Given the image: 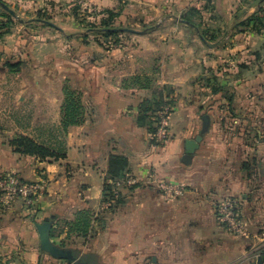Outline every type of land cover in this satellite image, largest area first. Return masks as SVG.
<instances>
[{
	"label": "crops",
	"instance_id": "obj_1",
	"mask_svg": "<svg viewBox=\"0 0 264 264\" xmlns=\"http://www.w3.org/2000/svg\"><path fill=\"white\" fill-rule=\"evenodd\" d=\"M126 1L121 22L134 17L138 24L147 26L137 39L144 60L131 61L129 65L123 61V66L114 70L106 63L100 68H87L83 75V101L88 118L69 132L65 160L41 163L15 153L6 140L0 139V172L14 173L27 183L44 180L47 192L35 199L37 220H52L56 225L73 220L80 211H92V206L99 209L109 157L125 156L130 165L127 176L137 185L131 191L121 190L126 201L120 212L124 215L130 211L131 220L117 219L115 236L121 249L125 242L133 243L131 264H257L264 255V141L251 136L229 138L222 122L208 113V132L190 161L184 160L186 142L203 130L202 113L208 91L198 84L199 77L207 68L223 64L237 68L236 74L241 66L261 69L262 61L249 57L232 59L229 55L234 53V46L221 52L229 56L228 60L210 62L204 55L206 41L187 38L191 34L198 36L199 31L184 23L182 16L196 8L203 12L204 19L211 20L207 27L219 34L227 28L232 32L264 9V2L213 0L211 11L204 12L203 0ZM5 2L9 6L16 0ZM15 36L11 45L6 39L0 41V53L4 56L21 54L22 48L27 51L23 37ZM242 50L249 53L252 48L248 45ZM149 53L160 57L157 63L145 61ZM134 76L141 77L139 83H133ZM240 76L239 83L244 85L233 93L237 99L249 100L242 110L245 128L260 129L264 111L259 101L257 107L252 108L251 104L255 98L261 99L264 74L261 69L257 75L244 71ZM163 87L174 90L176 106L169 120L168 137L157 146L148 129L137 126V117L140 103ZM45 128L41 124L33 126L34 136ZM8 135L12 137V133ZM227 180L231 187L225 185ZM162 183L171 184L182 196L169 197L159 189ZM227 198L238 203V228L234 231L217 218V204ZM26 211L17 203L0 216V257H44L35 222ZM76 245L79 264L84 255H95L98 264H107L100 239L92 244L77 239Z\"/></svg>",
	"mask_w": 264,
	"mask_h": 264
},
{
	"label": "rangeland",
	"instance_id": "obj_2",
	"mask_svg": "<svg viewBox=\"0 0 264 264\" xmlns=\"http://www.w3.org/2000/svg\"><path fill=\"white\" fill-rule=\"evenodd\" d=\"M1 1L3 3L0 4V18H2L1 15L6 14L10 16L11 23L9 24L8 19H0V41L3 42L6 39L11 45L13 37L18 34L23 37L24 44L27 46L25 47L27 51L22 48L24 52L21 51V54L16 52L4 56L0 53V129H2L0 139L6 140L9 144L21 135L35 138L33 126L36 124L62 128L67 117L66 107L75 106L76 119H79L77 123L68 126L65 130L67 140L71 129L83 125L88 118V111L85 110L83 101L85 85L83 75L87 68H100L106 63L108 66H114L112 68L114 70L121 68L120 66L124 63L129 65L131 61L144 60L145 55L141 56L137 39L147 29V26L138 24L134 17L122 23V14L111 20L108 14L110 11L114 13L123 11L127 6L126 0H61L59 2L55 0H16L9 6L6 5L5 0ZM25 7L28 11L26 14ZM189 12V10L185 12L182 19L184 16L187 17ZM202 13L197 10L193 17H189L190 22L199 27H196L199 35L191 34L187 38L199 40L203 35L205 36L203 37L206 40L204 55L207 60L210 62L219 59L228 60L229 56L232 59L242 60L249 57L251 60L262 61L261 69L264 74V14H262L261 21L258 19L249 27L240 25L241 22L236 30L231 32L227 28L219 34L213 27H207L211 20L208 17L204 19ZM105 23H108V26ZM104 28H110L111 32H117V34L107 36V30ZM248 45L252 51L246 53L242 48ZM234 46L235 49L231 50ZM226 49L234 53L229 56L221 54ZM159 58L158 55L149 53L145 61L157 63ZM225 65L227 64L220 67L218 65L209 67L199 77L203 88L208 91L202 115L207 116L209 113L215 120L219 119L226 128L225 133L229 138L244 137L246 139L251 136L252 138L261 137L264 141V124L260 126V129L257 126L256 128L252 126L250 129L245 128L247 126L244 122L246 117L242 110L246 107L245 102L249 100L237 99L233 93L237 87L244 85L239 83L241 82L239 74L250 71L251 75H257L261 71L260 67L241 66L238 68L239 73L236 74L237 68L233 65L232 67ZM136 77L134 76L133 79ZM216 88L218 94L213 91ZM258 101L264 111V88L261 99L258 97L253 99L251 107L259 106ZM44 119L46 121L42 123ZM13 128L20 129L15 131ZM11 133L12 137L9 138L8 134ZM42 181L27 183L14 173L0 172V216L9 212L14 204L21 203L27 210L28 218L35 222L36 230L37 225H44L47 222L50 224V241L58 250L71 252L74 256V251L79 252L76 245L77 239L80 243L89 244L100 239V244L105 246L104 262L107 264H131L134 261L133 243L125 242L121 249V244L116 242L117 236H115L117 231L115 221L121 220L122 217L131 220V212H124L123 215L120 209L126 201L121 190L131 191V188L137 185L136 182L128 183V181H135L132 177L127 176L125 181L117 182L114 185L116 191L112 200L106 203L102 198L99 209L92 206V211H80L73 220H63L56 225L52 220L43 222L37 220L39 210L34 201L38 195L43 196L47 192L45 181ZM17 182L29 189L33 188L36 195L29 194L24 197L16 194L11 189L15 188ZM104 184L105 180L103 186ZM164 185L166 188L171 186L169 183H164ZM225 185L231 187V182L227 180ZM38 186L40 188H37ZM162 186L159 189L165 192L166 188ZM119 199L122 201L120 205ZM238 200L240 201V198ZM111 206H113L112 209ZM85 218L89 221L87 235L79 231V224ZM82 229L84 230V225ZM57 238L61 239L60 242L53 240ZM39 248L44 257L17 259L14 254H11L0 257V264H75L77 262L57 260L44 252L41 244Z\"/></svg>",
	"mask_w": 264,
	"mask_h": 264
},
{
	"label": "trees",
	"instance_id": "obj_3",
	"mask_svg": "<svg viewBox=\"0 0 264 264\" xmlns=\"http://www.w3.org/2000/svg\"><path fill=\"white\" fill-rule=\"evenodd\" d=\"M205 2V11L212 9V1L213 0H203ZM263 1V0H260ZM3 3L0 0V4ZM198 9L191 8L189 14L183 17L185 23L190 26L197 27L192 22H190L189 17H193V14H196ZM122 10L119 13L109 12L111 20L119 17L122 14ZM264 9H260L259 12L249 18L247 21L242 22L240 25H245L247 27L251 26L253 23L257 22L258 19L261 21L263 19ZM6 20H9V24L11 23L10 16H6V14L1 15ZM108 26V23H105ZM4 26V24H3ZM105 26V27H106ZM107 30L106 35H115L117 32H111L110 28H104ZM203 37H205L203 35ZM203 37H201L204 41H206ZM134 84L140 82V78L136 77L132 79ZM198 84L201 83V79L197 80ZM214 93L218 91V89L213 90ZM174 90L171 87H163L154 90L152 98L143 100L139 106V113L137 117V126L138 127H146L148 129L149 134L152 136L153 144L159 146L161 143L157 142L154 138L159 123V113L164 110V108L169 107L171 113L174 112L176 106V100L174 96ZM232 99V98H231ZM80 109H78L79 111ZM77 109L76 107H66V115L63 122V127H47L45 129H40L35 138L28 136H17L13 141L10 142V146L13 148L14 152L25 157H32L40 161L41 163H53L58 162L60 160H65L67 157V142L65 138V130L68 129V126L74 125L77 123ZM71 118L73 120H71ZM129 160L125 156L114 155L111 154L109 157V167L107 176L105 178V184L103 186V198L107 203L112 200V197L116 191V187L114 186L117 182L126 180V177L129 173ZM246 171L250 169L246 168ZM132 189V188H131ZM119 205L122 204L121 199L118 200ZM113 206H111V209ZM89 221L85 218L81 224H79V231L84 234L88 231ZM84 225V230L82 229ZM87 235V234H86ZM77 258L79 257V252H73ZM75 257V258H76ZM264 262V255L262 256ZM81 264H98V258L95 255H84L80 258Z\"/></svg>",
	"mask_w": 264,
	"mask_h": 264
},
{
	"label": "built area",
	"instance_id": "obj_4",
	"mask_svg": "<svg viewBox=\"0 0 264 264\" xmlns=\"http://www.w3.org/2000/svg\"><path fill=\"white\" fill-rule=\"evenodd\" d=\"M159 123H158V130L155 135V139L159 142H164L168 137V128H169V120L172 115L171 110L169 107L164 108L162 112L159 114ZM125 181V180H124ZM128 183H135V181H128ZM119 185V183L117 184ZM162 187L165 189V185ZM159 185V187L161 186ZM37 188H40L38 186ZM11 190H14L16 194H19L21 196L27 197L29 194H33L34 196L36 193L34 192L33 188H28L27 186H24L20 182H17L15 184V188H12ZM166 192L169 197H177L182 196L181 191L178 189L170 186L166 188ZM35 204V201H34ZM216 213L217 218L219 222L227 227L228 230L234 231L238 228V203L236 200L232 198L225 199L217 204L216 207Z\"/></svg>",
	"mask_w": 264,
	"mask_h": 264
},
{
	"label": "water",
	"instance_id": "obj_5",
	"mask_svg": "<svg viewBox=\"0 0 264 264\" xmlns=\"http://www.w3.org/2000/svg\"><path fill=\"white\" fill-rule=\"evenodd\" d=\"M264 2V0H263ZM210 127V120L207 116L203 117V130L199 136H197L194 140H189L186 142V158L185 162H189L193 157L195 152L199 149L200 144L203 141V136L208 132ZM37 232L39 235V240L41 244V249L52 255L55 259H63L65 261L76 262L73 254L71 252L60 251L54 244L50 241L49 231L50 224L47 222L44 225H37ZM75 264H79L76 262ZM257 264H264L261 258L258 259Z\"/></svg>",
	"mask_w": 264,
	"mask_h": 264
}]
</instances>
